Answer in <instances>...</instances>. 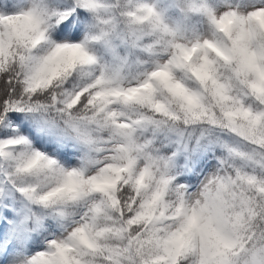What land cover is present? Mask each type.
<instances>
[{"label": "snow or ice", "instance_id": "obj_1", "mask_svg": "<svg viewBox=\"0 0 264 264\" xmlns=\"http://www.w3.org/2000/svg\"><path fill=\"white\" fill-rule=\"evenodd\" d=\"M0 264H264V0H0Z\"/></svg>", "mask_w": 264, "mask_h": 264}]
</instances>
